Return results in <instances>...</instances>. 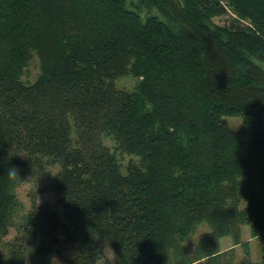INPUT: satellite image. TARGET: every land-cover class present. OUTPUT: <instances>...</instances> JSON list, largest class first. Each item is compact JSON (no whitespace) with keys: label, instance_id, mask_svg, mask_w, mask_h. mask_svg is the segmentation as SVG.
<instances>
[{"label":"trees","instance_id":"1","mask_svg":"<svg viewBox=\"0 0 264 264\" xmlns=\"http://www.w3.org/2000/svg\"><path fill=\"white\" fill-rule=\"evenodd\" d=\"M105 136L137 156L126 173ZM51 163L65 220L33 195L15 223L20 179ZM242 225L264 264V0H0V264H53L61 243L73 264L106 246L113 264H223Z\"/></svg>","mask_w":264,"mask_h":264},{"label":"rangeland","instance_id":"2","mask_svg":"<svg viewBox=\"0 0 264 264\" xmlns=\"http://www.w3.org/2000/svg\"><path fill=\"white\" fill-rule=\"evenodd\" d=\"M137 0H127L128 3H135ZM153 11V10H152ZM140 13L144 14L145 9H140ZM231 12L221 13L213 17V21L217 24H226L230 20ZM32 72L35 68L32 67ZM137 79L131 75H125L118 78L115 84L119 88L132 90L136 85ZM229 125L232 128H238L241 124V119L237 117L227 118ZM104 143L114 152L122 173H126L127 166L131 163L138 161L137 156L122 151L117 147V143L113 138L105 136L103 138ZM59 171L58 163H51L45 166L44 175L40 178L35 175H27L20 179L18 185L15 188L17 197L20 202V207L15 216V223L24 215L31 206V196L34 195L38 203L49 204L60 216L65 220V210L62 202V194L54 192L52 190H43L44 187L49 186L53 181L57 172ZM209 230L207 223H200L196 229L188 236L184 241L187 253L191 256L194 247L200 240L202 233ZM16 234L15 225L8 228V233L3 237L4 241L12 240ZM60 239H63V234H60ZM240 242L233 243V239L230 235H224L219 239V249L224 251L223 264H237L238 262H250L258 264L261 260V245L258 237H252L250 235L248 225H242L240 233ZM6 248L0 244V253L5 252ZM77 251V245L75 243H61L59 246V253L52 259L53 264H73L74 255ZM113 250L110 246L104 248V257L96 262V264H113ZM191 264H207L206 258H202Z\"/></svg>","mask_w":264,"mask_h":264},{"label":"clouds","instance_id":"3","mask_svg":"<svg viewBox=\"0 0 264 264\" xmlns=\"http://www.w3.org/2000/svg\"><path fill=\"white\" fill-rule=\"evenodd\" d=\"M15 174H16V170H15V169H9V171H8V176H9V178L14 177Z\"/></svg>","mask_w":264,"mask_h":264}]
</instances>
